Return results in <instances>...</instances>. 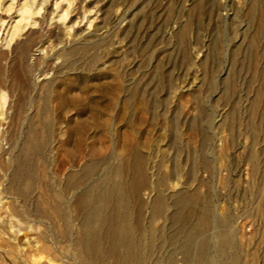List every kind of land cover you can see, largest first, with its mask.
<instances>
[{"label":"bare ground","instance_id":"1","mask_svg":"<svg viewBox=\"0 0 264 264\" xmlns=\"http://www.w3.org/2000/svg\"><path fill=\"white\" fill-rule=\"evenodd\" d=\"M217 10L214 0H201L170 38L137 54L118 31L96 40L110 11L101 20L88 0H0V256L57 264L56 244L69 242L72 264H258V250L242 262L234 218L202 196L210 182L198 179L218 177L244 140L236 160L250 168L249 191L235 199L251 207L263 192L264 0H246L228 32L210 26ZM169 15L166 26L175 21ZM202 32L205 72L188 103L195 115L186 118L174 71L192 65L189 49L200 50ZM72 93L83 97L80 113L109 119V156L46 182L38 167L51 161L53 124L76 100ZM83 143V130H67L70 155L81 156ZM177 185L188 188L168 196ZM36 221L46 224L50 241ZM34 235L29 254L16 250L19 238Z\"/></svg>","mask_w":264,"mask_h":264},{"label":"rangeland","instance_id":"2","mask_svg":"<svg viewBox=\"0 0 264 264\" xmlns=\"http://www.w3.org/2000/svg\"><path fill=\"white\" fill-rule=\"evenodd\" d=\"M200 1L201 0H88L93 8H98L100 10L101 20H106V15L104 13L110 11L107 14L108 22L105 28L95 35L96 40H102L105 38L106 34L118 31L121 33L120 40L124 41L126 39L124 43H128L127 45L130 49L135 48L137 54L138 51L146 48V46H149L150 43H153L160 37L165 40L170 38L176 27L185 22L194 6ZM214 1L218 6V10L210 26L219 25L223 32H228V30L231 29V25L236 23V15L243 12L246 0ZM172 10L174 11L175 21L170 22V24L166 26L167 21H170L172 17L169 15ZM122 17L124 18L123 21H121ZM205 25L204 28H206ZM129 26L132 28L129 29ZM206 30L208 31L209 27L206 28ZM241 31H243V25L238 26L233 33L239 34ZM208 32H202L200 38V50L197 51L194 48L189 49V58L192 65L183 71H174L176 79L174 85L177 91V99L181 104L186 105V118H192L195 115L193 107L188 105V103L191 100L192 95H195L200 87L201 78L205 72L203 68L199 67V64L206 55ZM189 42L192 44V35ZM124 43L122 44V47ZM122 47L115 46L114 48L115 50H118L117 52H124L125 48ZM114 52L111 53V59L117 58ZM224 56L225 55H223V58ZM130 59H132L133 63L136 65L139 63L137 56L130 57ZM113 69L114 68L108 69L107 72H109V75L112 73ZM136 79V83L140 86L144 83L140 78ZM223 79V74L221 73L220 76L215 78V82H221ZM58 80L59 79H56L54 83ZM71 95L76 98V100L74 103H70L67 107L59 110V117L58 119H55L53 124L54 130L49 155L51 161L46 167H38V175L45 177L44 180H46V182L53 179L62 181L68 175L78 172L82 168H88L93 162L106 159L109 156L107 137L112 135L111 129L107 128L109 119L80 113V110L83 107V103L80 101H82L83 97L81 99L78 93H72ZM89 95L96 96L97 94L94 89H91ZM213 99L214 98H212V100ZM110 102L111 104L116 103V98L110 99ZM207 106L209 107V104ZM72 128L81 129L84 132V143L81 156L75 153L70 155L69 148L66 145L67 130ZM120 132L123 133L124 130L122 129ZM159 135H161V132H157L156 134L151 133L150 137L152 138L155 136L154 139H156ZM127 137H129V135H127ZM216 140L217 138L214 143L215 149L218 148ZM246 145V141L241 140L239 145L228 153V164H225V170L221 172L218 177L209 181L204 174L200 173L198 181L201 183L210 182L208 186H205V190H203L202 187V196H208L211 201L219 207V213L231 215L234 218L236 243L241 251L242 262H249V256H251L255 250H258L260 255L258 264H263L264 214L261 216L258 213V206L264 208V178L262 180L263 192L260 194L258 205L246 207L245 203L243 204L240 200L235 199L237 193H246L249 191L250 168L243 166L236 160L237 157H241L240 155H242L243 148L246 147ZM159 149L162 152L165 151V148L161 146ZM262 174L264 176V171ZM175 184L176 182H174V185ZM223 184L226 185V188L223 187ZM182 187L183 186L177 185L170 188L167 195L172 196L178 192L183 193L188 188ZM188 190H192V187L189 186ZM146 194L147 193L144 194L142 199L144 202L149 203L150 199L147 201ZM12 200L15 201V199ZM8 202L13 203L10 200H8ZM36 222L38 235L46 238L47 241H50L51 234L49 233L46 224L43 222L40 223L39 221ZM70 229L72 233H74L77 229L76 223H71ZM36 238V235L27 236L26 240L22 237L19 238L18 245L15 247L18 248L16 250L20 251V248L23 253L25 252L26 255L29 254L31 251L30 247L35 245ZM0 244L4 245L3 242H0ZM9 247L15 249L10 245ZM55 247L56 250L60 249V254L62 256L58 255L60 259L56 263L72 264L66 259L71 255L70 243L62 242L61 244H56ZM45 258V256H41L40 258L34 257V261L38 262V264H45ZM176 259L179 260V258ZM0 264L16 263H14L12 257L3 254L0 256Z\"/></svg>","mask_w":264,"mask_h":264}]
</instances>
